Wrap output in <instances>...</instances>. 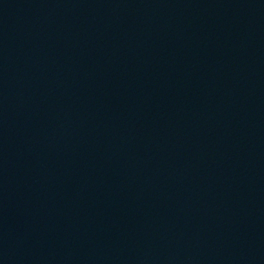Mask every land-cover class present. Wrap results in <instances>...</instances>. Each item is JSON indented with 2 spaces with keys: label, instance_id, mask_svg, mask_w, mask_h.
Listing matches in <instances>:
<instances>
[{
  "label": "water",
  "instance_id": "obj_1",
  "mask_svg": "<svg viewBox=\"0 0 264 264\" xmlns=\"http://www.w3.org/2000/svg\"><path fill=\"white\" fill-rule=\"evenodd\" d=\"M0 264H264V0H0Z\"/></svg>",
  "mask_w": 264,
  "mask_h": 264
}]
</instances>
